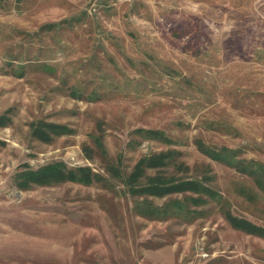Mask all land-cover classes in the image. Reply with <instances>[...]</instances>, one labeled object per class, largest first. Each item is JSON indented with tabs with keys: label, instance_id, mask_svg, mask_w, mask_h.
<instances>
[{
	"label": "rangeland",
	"instance_id": "374dc122",
	"mask_svg": "<svg viewBox=\"0 0 264 264\" xmlns=\"http://www.w3.org/2000/svg\"><path fill=\"white\" fill-rule=\"evenodd\" d=\"M40 122L71 132L45 142ZM198 140L264 164V0H0V264H264V236L226 217L264 227V190ZM169 149L189 167L172 173H208L222 199L142 215L138 201L186 196L126 185ZM60 161L102 178L19 187L22 171Z\"/></svg>",
	"mask_w": 264,
	"mask_h": 264
},
{
	"label": "trees",
	"instance_id": "16d2710c",
	"mask_svg": "<svg viewBox=\"0 0 264 264\" xmlns=\"http://www.w3.org/2000/svg\"><path fill=\"white\" fill-rule=\"evenodd\" d=\"M56 26H58L57 23H48L43 28L52 29ZM32 132L39 139L50 142L54 139V136L69 133L71 129L62 124L40 122L34 126ZM136 132L142 138L166 144L173 143L172 138L162 129L139 128L136 129ZM197 142L198 148L209 157L228 165H236L242 172H248L252 176H256L257 182L264 190L263 163L247 162L244 159L239 163V153L236 149L227 146H211L202 140H198ZM178 154L177 151L169 149L146 155L139 160L133 171L127 176L125 182L131 193L161 198L175 194L186 195L184 199H171L162 207L156 206L151 201H138L137 209L142 215L152 219H165L183 213L198 214L199 211L197 209L191 208L193 203L195 206H199L206 203L207 199L210 198L222 199L212 189V186L209 185L208 180H210V177L208 173L203 176L195 174L185 177H178V171L175 174L172 173L170 167L175 170L179 166V170H182V168L186 171L189 170V167L184 162L178 161ZM16 178L18 179L19 187L27 189L33 185H50L64 182L90 185L97 179L101 180L102 177L88 166L69 167L60 161L43 165L38 169L24 170ZM226 217L235 228L247 233L264 236V227L254 224L247 219L235 217L230 211H228Z\"/></svg>",
	"mask_w": 264,
	"mask_h": 264
}]
</instances>
